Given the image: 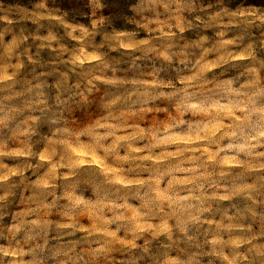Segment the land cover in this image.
Segmentation results:
<instances>
[{
	"label": "clouds",
	"instance_id": "clouds-1",
	"mask_svg": "<svg viewBox=\"0 0 264 264\" xmlns=\"http://www.w3.org/2000/svg\"><path fill=\"white\" fill-rule=\"evenodd\" d=\"M0 264H264V0H0Z\"/></svg>",
	"mask_w": 264,
	"mask_h": 264
}]
</instances>
